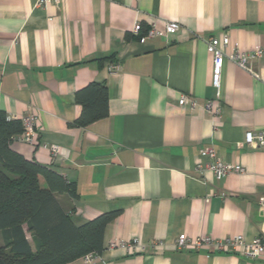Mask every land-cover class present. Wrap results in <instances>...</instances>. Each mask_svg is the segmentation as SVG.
Instances as JSON below:
<instances>
[{
    "label": "crops",
    "instance_id": "1",
    "mask_svg": "<svg viewBox=\"0 0 264 264\" xmlns=\"http://www.w3.org/2000/svg\"><path fill=\"white\" fill-rule=\"evenodd\" d=\"M165 20L179 30L132 33ZM223 34L225 52L264 49V0H0V109L32 110L39 140L60 155L15 138L12 148L74 183L77 198L57 197L75 224L116 213L93 264H264L174 245L180 233L264 239V149L244 143L245 131L264 129V57L253 63L258 77L225 60L217 101L205 41ZM91 82L106 84L108 115L82 128L74 93ZM182 93L190 101L179 105ZM207 146L244 172H198ZM136 238L143 251L109 247Z\"/></svg>",
    "mask_w": 264,
    "mask_h": 264
},
{
    "label": "trees",
    "instance_id": "2",
    "mask_svg": "<svg viewBox=\"0 0 264 264\" xmlns=\"http://www.w3.org/2000/svg\"><path fill=\"white\" fill-rule=\"evenodd\" d=\"M146 30L142 26L135 37ZM74 101L81 106L73 121L78 127L108 115L105 83L76 90ZM22 131L21 120L0 109V264H66L87 253L99 254L104 228L116 213L75 224L57 197L67 193L77 198L74 183L14 150L13 139Z\"/></svg>",
    "mask_w": 264,
    "mask_h": 264
},
{
    "label": "built area",
    "instance_id": "3",
    "mask_svg": "<svg viewBox=\"0 0 264 264\" xmlns=\"http://www.w3.org/2000/svg\"><path fill=\"white\" fill-rule=\"evenodd\" d=\"M60 0H37L38 7H44L48 3L58 4ZM142 25L137 22L132 28V33L135 36L139 35ZM179 25L172 20H165L161 26H158L155 21L151 22L147 30L139 36L140 41H144L147 38L155 36H167L174 34L179 30ZM206 49L212 56V85L215 88V98L218 101L220 99V81L222 67L225 60H229L236 64L238 67L244 69L248 73L258 77V74L253 67V63L256 59L264 57V49L256 47L251 51H242L238 48L233 49L230 52L222 50L221 46H227L229 44V37L227 34H223L221 38L209 37L206 41ZM114 68H118L117 64L113 65ZM189 96L182 93L178 98V104L183 105L189 102ZM193 105V104H192ZM210 106V102L207 103V107ZM218 113L221 112L220 103L218 104ZM23 125V131L15 137V139L31 144L33 146H41L47 148L54 158L60 155V147L56 144H47L39 140V131L36 127V115L32 110L24 114L19 118ZM244 143L253 148L264 149V129L259 131L247 130L244 132ZM200 157L207 159L206 162H197L196 170L202 173L204 170H210L216 176L221 178L230 173H243L244 167L240 164H234L228 161L222 160L215 152L212 146H207L199 150ZM257 204L260 208H264V195H260L257 199ZM176 249L180 250L186 246H191L197 250L201 246H206L213 252H228V253H240L244 257L249 259L261 258L264 260V239L260 236H256L252 239H245L241 235L229 236L225 238H214L210 235H199L190 237L185 233H180L174 240ZM119 246L125 249L128 253H134L137 251H143L145 246L140 243L139 240L132 239L130 241L119 240L117 242H110L109 247ZM98 258L96 253H87L82 256L85 264H93Z\"/></svg>",
    "mask_w": 264,
    "mask_h": 264
}]
</instances>
